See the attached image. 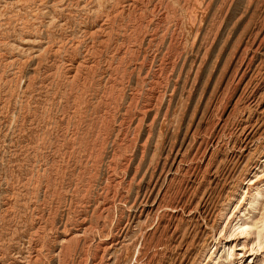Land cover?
<instances>
[{
    "label": "rangeland",
    "instance_id": "obj_1",
    "mask_svg": "<svg viewBox=\"0 0 264 264\" xmlns=\"http://www.w3.org/2000/svg\"><path fill=\"white\" fill-rule=\"evenodd\" d=\"M0 264H264V0H0Z\"/></svg>",
    "mask_w": 264,
    "mask_h": 264
},
{
    "label": "bare ground",
    "instance_id": "obj_2",
    "mask_svg": "<svg viewBox=\"0 0 264 264\" xmlns=\"http://www.w3.org/2000/svg\"><path fill=\"white\" fill-rule=\"evenodd\" d=\"M101 27V26H100ZM143 59V58H142ZM146 64V63H145ZM136 98V97H135ZM261 106V105H260ZM249 120V119H248ZM241 124V123H240ZM255 128V127H254ZM244 134H245V132H244ZM241 137V136H240ZM247 138V137H246ZM248 140V139H247ZM239 144V143H238ZM248 145V144H247ZM142 155V154H141ZM148 188V187H147ZM113 198V197H112ZM191 210V209H190ZM208 218V217H207ZM203 222V221H202ZM202 227V226H201ZM239 229L241 230V231H246L247 230V228H245V227H239ZM37 252V251H36ZM40 259V258H39Z\"/></svg>",
    "mask_w": 264,
    "mask_h": 264
}]
</instances>
